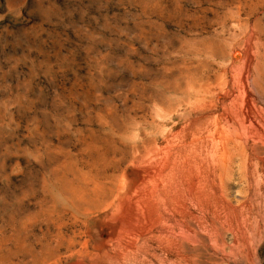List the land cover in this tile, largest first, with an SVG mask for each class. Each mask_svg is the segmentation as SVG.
Instances as JSON below:
<instances>
[{"label": "rangeland", "instance_id": "obj_1", "mask_svg": "<svg viewBox=\"0 0 264 264\" xmlns=\"http://www.w3.org/2000/svg\"><path fill=\"white\" fill-rule=\"evenodd\" d=\"M0 264H264V0H0Z\"/></svg>", "mask_w": 264, "mask_h": 264}]
</instances>
